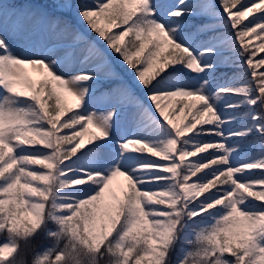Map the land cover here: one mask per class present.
<instances>
[{"label": "snow or ice", "instance_id": "1", "mask_svg": "<svg viewBox=\"0 0 264 264\" xmlns=\"http://www.w3.org/2000/svg\"><path fill=\"white\" fill-rule=\"evenodd\" d=\"M218 5L0 0V264H264V0Z\"/></svg>", "mask_w": 264, "mask_h": 264}, {"label": "rangeland", "instance_id": "2", "mask_svg": "<svg viewBox=\"0 0 264 264\" xmlns=\"http://www.w3.org/2000/svg\"><path fill=\"white\" fill-rule=\"evenodd\" d=\"M156 2L159 4L161 10L170 9V8H172L174 6H177L179 4V0H156ZM190 2H191V0H190ZM196 2H202V0H196ZM214 2H217V0H214ZM73 3H74V5L75 4H78L75 0H73ZM217 6L219 7V5H217ZM58 14L63 15L62 13H58ZM65 15H68V14H65ZM196 17H198V16H196ZM70 18L73 19V22L74 23H77L75 17H70ZM199 18H205V20H206L205 23L214 22V21H209L207 17H199ZM82 23L83 22H79L78 23V26L83 30ZM201 24H204V23L200 22V23H197L196 25H194L193 26V28H194L193 31L190 32V33H188V34L192 35L194 37V39H195V36L198 34L196 32V27L198 25H201ZM217 31L218 32H223V31H230V30L229 29H225V28H218ZM212 34L213 33L208 34V35H205V36L204 35L203 36L201 35L199 37L198 41L205 40V39H207V37L209 35H212ZM12 42L15 43L14 41H12ZM256 43H258V42L253 41V44H256ZM114 64L116 65L117 71L121 75L120 66H119L118 62L115 59H114ZM221 68H223L224 71L220 70ZM227 69L228 68H224V67L218 68V70L216 71V73L214 75V78H213V85L214 86L217 83H222L223 79L225 78L224 77V74L225 73H228V70ZM239 71H241V70H239ZM228 75H231V74H228ZM124 79L126 80V82L128 84H130L134 88V85H133L134 83H133L132 80L130 82V78L128 79V77L126 76V78L124 77ZM137 95H139L141 98H143L145 100V103H148L147 98L145 97L144 91H141L140 93L137 92ZM132 111L133 110L129 109V110H127L125 112L124 121L122 123V131H121V134H123L124 132L130 133L133 130L132 129V122H131V112ZM260 152H261V147H260V143H259L258 139L253 138V137H249L248 140L245 142V156H246L247 162H250L251 160L258 158ZM255 174L257 176H259L256 172H255ZM120 183H123V178H118L117 181L114 182V184H117V185L120 184Z\"/></svg>", "mask_w": 264, "mask_h": 264}, {"label": "trees", "instance_id": "3", "mask_svg": "<svg viewBox=\"0 0 264 264\" xmlns=\"http://www.w3.org/2000/svg\"><path fill=\"white\" fill-rule=\"evenodd\" d=\"M27 1H32V0H15L16 3L18 4H21V5H24ZM77 3H84V4H92L94 3V0H75ZM217 5H218V0H217ZM182 22L185 24V31L186 33H190L194 28L193 26L196 25L197 23H205L206 20L205 18H199V17H196V16H184L183 19H182ZM83 27L84 29L87 27L86 24L83 23ZM208 34H211L210 32L209 33H199L196 35L195 37V40L198 41V38L202 35H208ZM90 35L92 36L93 39L96 38V34L93 32V33H90ZM101 46L103 47V43H101ZM114 55V54H113ZM258 55H261V56H264V53H260ZM116 60V59H115ZM120 66V69L121 71L127 73V75H130L132 77V81H133V85H134V89L136 90V92H139V89L141 91H144L142 90L138 83L136 82V79H135V76L133 75L131 69H129L126 65H124L123 63L119 62L118 60H116ZM220 70L224 71L223 68H221ZM226 70V69H225ZM228 73L227 74H232L234 72H237L241 69L239 68H235V67H228ZM264 70V69H262ZM221 72V71H220ZM122 76V75H121ZM124 79V78H123ZM125 81V80H124ZM105 87H107V85H104ZM103 90V88H101V91ZM99 94V93H98ZM253 138H256V137H253ZM211 151V150H210ZM255 172L258 174V175H261V170H255ZM261 202H257V204H259ZM44 243H49L48 241H44L43 238H38V240L36 242H34L33 245L29 246L28 249L26 250L27 252V259L30 261L31 258H32V255L34 254V252L36 250H38V248L42 247Z\"/></svg>", "mask_w": 264, "mask_h": 264}]
</instances>
